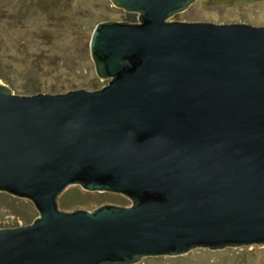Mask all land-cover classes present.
Returning <instances> with one entry per match:
<instances>
[{
  "label": "water",
  "instance_id": "water-1",
  "mask_svg": "<svg viewBox=\"0 0 264 264\" xmlns=\"http://www.w3.org/2000/svg\"><path fill=\"white\" fill-rule=\"evenodd\" d=\"M98 90L0 82V191L39 216L0 228V264H136L264 244V25L171 21L197 0H111ZM131 205L66 212L71 186Z\"/></svg>",
  "mask_w": 264,
  "mask_h": 264
},
{
  "label": "rangeland",
  "instance_id": "rangeland-1",
  "mask_svg": "<svg viewBox=\"0 0 264 264\" xmlns=\"http://www.w3.org/2000/svg\"><path fill=\"white\" fill-rule=\"evenodd\" d=\"M138 17L111 0H0V60L10 80L0 82L16 94L101 89L109 80L99 77L91 56L95 27L105 21L138 22ZM170 20L261 26L264 0H197ZM58 203L62 211L71 212L105 204L131 205L132 200L74 185ZM35 216L39 212L30 199L0 191V228L32 223ZM136 264H264V244L215 251L199 247L185 255L146 257Z\"/></svg>",
  "mask_w": 264,
  "mask_h": 264
},
{
  "label": "trees",
  "instance_id": "trees-1",
  "mask_svg": "<svg viewBox=\"0 0 264 264\" xmlns=\"http://www.w3.org/2000/svg\"><path fill=\"white\" fill-rule=\"evenodd\" d=\"M132 14V13H131ZM133 15H136L135 13H133ZM0 79H3V80H5L6 82L8 81H10L8 78H7V73H6V70L4 69V65H3V63H1V60H0ZM36 217V216H35ZM34 217V219H36Z\"/></svg>",
  "mask_w": 264,
  "mask_h": 264
}]
</instances>
